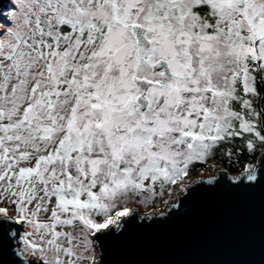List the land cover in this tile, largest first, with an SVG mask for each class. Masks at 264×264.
Here are the masks:
<instances>
[{"label":"snow or ice","instance_id":"6c2138e0","mask_svg":"<svg viewBox=\"0 0 264 264\" xmlns=\"http://www.w3.org/2000/svg\"><path fill=\"white\" fill-rule=\"evenodd\" d=\"M0 264H264V0L0 5Z\"/></svg>","mask_w":264,"mask_h":264},{"label":"water","instance_id":"95a60500","mask_svg":"<svg viewBox=\"0 0 264 264\" xmlns=\"http://www.w3.org/2000/svg\"><path fill=\"white\" fill-rule=\"evenodd\" d=\"M8 0H0V5H5ZM224 167L218 171L214 176L215 180L221 179V173ZM232 175L230 171L224 176L227 180L228 176ZM208 177L199 178L196 181H206ZM214 180V183H215ZM197 185H192L195 187ZM207 188L209 185L204 184ZM192 206L196 210V216L188 217L178 221L175 225L157 229V234L162 246H204L209 241L202 238V229L205 226L213 225L219 228L227 223L236 208L233 204L224 200L223 198H212L208 193H196L192 199ZM142 214V213H141ZM143 215V214H142ZM255 218L258 223L259 213L258 209L255 210Z\"/></svg>","mask_w":264,"mask_h":264},{"label":"rangeland","instance_id":"374dc122","mask_svg":"<svg viewBox=\"0 0 264 264\" xmlns=\"http://www.w3.org/2000/svg\"><path fill=\"white\" fill-rule=\"evenodd\" d=\"M217 167L219 168V170L222 168V165L221 164H218ZM225 168V167H224ZM218 173V171H212V172H208V171H205V172H202L200 176H195V177H190L191 180L193 181H196L198 180L199 178H203V177H209L210 175L212 176H215L216 174ZM163 207L161 208V211H163ZM141 213L143 214V209L140 210Z\"/></svg>","mask_w":264,"mask_h":264},{"label":"trees","instance_id":"16d2710c","mask_svg":"<svg viewBox=\"0 0 264 264\" xmlns=\"http://www.w3.org/2000/svg\"><path fill=\"white\" fill-rule=\"evenodd\" d=\"M239 163V161H233V164L235 165V164H238ZM222 166H224L225 167V165L224 164H221ZM205 172V171H204ZM208 172H212V171H208ZM231 172V171H230ZM201 173L202 172H197V173H190V177H195V176H200L201 175ZM232 173V172H231Z\"/></svg>","mask_w":264,"mask_h":264},{"label":"flooded vegetation","instance_id":"af4514ba","mask_svg":"<svg viewBox=\"0 0 264 264\" xmlns=\"http://www.w3.org/2000/svg\"><path fill=\"white\" fill-rule=\"evenodd\" d=\"M210 164H211V162L209 163V165H206L205 167L207 168V167H210ZM222 167H224V166H222ZM198 171H195V172H192V173H197ZM233 174V173H232Z\"/></svg>","mask_w":264,"mask_h":264}]
</instances>
